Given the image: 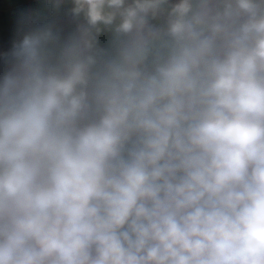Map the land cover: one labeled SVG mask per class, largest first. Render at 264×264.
<instances>
[{
  "label": "clouds",
  "instance_id": "obj_1",
  "mask_svg": "<svg viewBox=\"0 0 264 264\" xmlns=\"http://www.w3.org/2000/svg\"><path fill=\"white\" fill-rule=\"evenodd\" d=\"M0 264H264V0H0Z\"/></svg>",
  "mask_w": 264,
  "mask_h": 264
}]
</instances>
